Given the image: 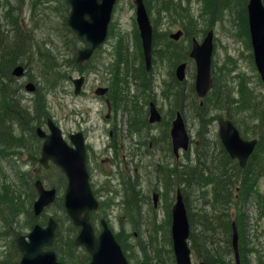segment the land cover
I'll return each instance as SVG.
<instances>
[{
	"label": "rangeland",
	"instance_id": "obj_1",
	"mask_svg": "<svg viewBox=\"0 0 264 264\" xmlns=\"http://www.w3.org/2000/svg\"><path fill=\"white\" fill-rule=\"evenodd\" d=\"M46 1L34 10L31 0H27L24 9L19 12V23L27 30L26 34L28 32L32 36L30 39L27 37V51H22L18 60V63H25L27 68L26 78L17 82L18 87L23 86L21 96L24 105H32L36 110L34 102H44L46 107L43 111L49 116L47 121L53 120L67 141L70 134L84 133L91 183L101 203V209L92 216L94 224L100 230V220L105 219L115 235L123 234L124 248H127L132 264H146V255L151 263L156 264L159 257L165 259L169 255L167 250H173L169 241L170 226L165 215L167 204L162 195L165 191L163 169L167 166L188 165L189 160H194L195 146L200 143L201 136L211 145L210 150L219 154L218 119L223 116L228 118L226 115L230 111L234 118L230 120L236 122L234 124L241 133L245 131V135L242 134L245 139L259 140L255 132L264 130V84L255 65L251 39L246 31V6L249 0H214L216 9L212 11L210 7L206 8V0H175V6L164 4L165 0H148L157 43L154 45L156 53L151 71H147L144 62L135 0H117L110 24L111 35L82 69L68 62L77 58V51L83 44L77 47L78 43L75 44L70 28H65V9L61 8L59 0ZM177 3L182 5L181 9ZM1 4L0 23L11 29V20L7 19L10 0H1ZM243 11L246 19H243ZM10 14L15 15L14 12ZM185 29H189L191 36L189 59L193 39L201 44L209 32L214 31L212 76L221 84L220 92L229 93L231 102L230 108L210 111L205 116L208 122L204 124L197 116L196 108L190 105L191 89L193 86L195 88L197 75L195 61L186 62L187 78L180 83L176 68L181 64L175 65L168 54L161 53L163 43L174 41L171 36ZM175 43L183 45L189 44V41L184 35ZM46 50L56 56V61H49L41 54V51ZM64 58L66 60L63 62ZM65 74L68 78H65ZM80 75L86 77V84L83 93L75 96L69 76ZM29 83L35 85V92L26 91L25 86ZM100 87H114L117 97L123 91L125 95V100L121 102L112 94V117L108 121L105 98L95 93ZM246 89L261 105L258 122L250 119V115L246 116L241 106L232 103L234 99L240 100L239 93L242 96ZM177 92L182 95L180 105H177ZM151 104L158 108L163 118L159 124L150 123ZM181 109L184 110L192 148L189 152L181 153L177 159L173 155L170 133L176 112ZM213 116H216L217 121L210 120ZM47 121L39 126L48 132ZM20 127L16 125L17 135L21 133ZM31 143L36 147L35 141ZM42 143L38 140L37 144ZM8 151L7 155L0 154V264H19L21 253L16 240L32 230L31 219L26 213L27 187L23 186L22 180L29 176L33 184L41 180L47 189H52L62 187L67 179L53 164L44 169L38 161L34 163L27 147L15 145ZM227 168L234 181L242 178L234 170L233 164L227 165ZM171 186L174 187V203L177 190L186 186L180 183ZM6 187L9 192L18 195L22 205L21 212L15 217L7 211ZM238 188L236 184L233 197H238ZM60 189L59 196L63 197V188ZM186 191L187 203L192 212L210 211L211 207L205 201L206 195L203 199L196 188H186ZM208 191L212 199L211 188ZM257 192L264 196V177L260 178L253 194ZM156 193L160 195L157 208L154 203ZM37 198L38 194L35 193V200ZM262 208L263 213L260 214V207L252 193L244 206L236 208L233 205L231 208V214L234 215L232 223H235L238 211L244 218L243 226L238 227L240 264H264V206ZM50 217L58 221L64 218L59 202L43 216L44 226H47ZM223 239L226 241V236ZM225 245H220V252L226 253ZM232 258L234 260L233 255ZM201 261L194 252L193 263L200 264ZM169 263L167 259L165 264Z\"/></svg>",
	"mask_w": 264,
	"mask_h": 264
},
{
	"label": "trees",
	"instance_id": "obj_2",
	"mask_svg": "<svg viewBox=\"0 0 264 264\" xmlns=\"http://www.w3.org/2000/svg\"><path fill=\"white\" fill-rule=\"evenodd\" d=\"M145 1L146 4H148V0ZM26 2L27 0H10L11 8L7 19L11 20V29L0 23V152L7 155L9 154L8 150L12 149L15 145L19 147H27L30 150L29 153L31 160L34 163H37L40 156V145L37 144L38 138L36 136V129L40 124H44L49 118L47 113L43 111L46 105L44 102H34L37 105L36 110L33 109L32 105H24L21 96L23 86L18 87L16 79L12 75L13 68L19 64L18 60L21 57L22 51H27V37L29 39L32 37L30 33L27 32L26 34V30L19 23V12L24 9ZM43 2H45V0H38V2L37 0H31V5L33 9L36 10L38 5ZM46 2H48V0ZM175 2V0H165L164 4L169 3L170 6H175ZM59 5L66 11L64 26L67 29V12L69 11V8L66 5L65 0H59ZM207 5H210L209 1L207 2ZM177 6L179 9L182 7L179 3H177ZM11 12H14L15 15H11ZM39 15L40 13L37 14V16ZM243 19L246 18L243 17ZM188 30L189 29H185V37L186 40L189 41V44L184 43L181 45L174 41L163 43L161 53L168 54L169 58L174 61L175 65L190 60L189 52L191 49V36ZM246 31L249 35L248 23H246ZM69 32L75 37V44L78 43L77 47L78 45H82V42L70 29ZM153 45H157L155 36ZM155 53L156 50H154V55ZM41 54L49 61H51V59L56 61V56L49 50H46L45 52L41 51ZM122 58L123 57H121V59ZM124 58L127 59L125 55ZM65 60L66 59L64 58L63 62ZM68 62L71 66H75L76 68L82 69L84 67L79 66L76 63L75 58L70 59ZM23 64L26 66L25 63ZM64 76L65 78H68L67 74ZM214 82V89L204 100H200L197 97L194 86L191 89L190 105L196 108L197 116L202 124L208 122L205 120V116L208 115L210 111H221L226 107L230 108L229 106L231 102H229V93L220 92L221 84L219 85L215 78ZM247 94L248 89H246V92L244 91L242 93V96L241 93H239L240 100L234 99L232 103L241 106V110L246 116L250 115V119L254 122H258L261 105L255 97ZM176 100L177 105H180L182 101V95L180 92L176 93ZM201 101H203V106L200 104ZM181 110L184 113V110ZM226 116L229 119L234 120L232 111ZM260 119L263 120V118ZM210 120L216 121V116L211 117ZM234 123L236 122L234 121ZM16 125L21 126L19 128L21 133L19 135L16 134ZM27 132L29 133V136H27ZM243 133L245 135V131H242V134ZM255 134L257 135V138H259L258 146L244 169L230 158L218 135L217 147L219 149V154L212 152L210 150L211 145L205 139L203 140L201 136L200 143L195 146L194 160H189L188 165H181L180 167L167 166L162 171V181L165 185V191L162 195L167 204L165 215L166 218H168L169 226L171 224V207L173 203L172 192H174V187L171 186L172 184L180 183L184 184L186 188H196L197 191L201 193L203 199H205L204 195H206L205 201L210 205V211L201 210L198 213H194L191 211L190 206L187 203L186 188H182L191 225L190 240L193 251L202 261H205L208 264H237L232 258L233 249L230 242L234 217V215L231 214L232 206L235 205L236 208L238 206H244L251 193L255 196L259 205L261 207L264 206V196L258 192L253 194L254 189H257L260 178L264 177V130L261 132H255ZM32 141H35L37 148L33 146V143H31ZM229 164L234 165V170H236L242 178H237L236 181L231 178L227 168V165ZM28 177L29 176H27V179H23L22 183H24V187H27L26 213L31 219L30 227L33 228L36 223L44 224V222L42 220L39 222L34 216L32 205L35 200V188L34 184L30 182ZM67 184L66 180V183H63L62 187H58V190L62 191L60 188H63L64 191L67 188ZM236 184L239 185L238 189H240V191L238 197H233L232 193ZM209 188H211L210 195L212 199L209 198ZM6 194L8 198L5 203L7 204L8 209H5L15 217L22 210L20 199L18 198V195L9 192L7 187ZM232 201H234V203H232ZM58 202L61 205L64 218H61L62 220L59 219V221L57 220L59 226L53 250L56 252L59 261L63 264H89L91 261L90 255L84 248L75 245V239L80 232V228L76 227L67 215L64 206V198H59ZM129 209H131L130 206ZM94 222L95 220L93 219V224ZM236 223L238 227L243 226L244 218L242 217L241 211H238ZM64 225H66V227H64ZM122 236L123 234L116 235V239L121 244L128 261L131 263L132 259L128 255L127 248H124ZM225 236L226 241L223 239ZM169 241L171 243V239H169ZM223 243L226 244V253L220 252V245ZM144 249L146 250L145 246ZM167 251V254L169 255L166 256L165 259H162L161 257L158 258L157 251L155 252L158 258L156 264H165L167 259L170 260L169 264H176L172 249ZM229 252L230 254H228ZM146 264H153L149 261L147 255Z\"/></svg>",
	"mask_w": 264,
	"mask_h": 264
},
{
	"label": "water",
	"instance_id": "obj_3",
	"mask_svg": "<svg viewBox=\"0 0 264 264\" xmlns=\"http://www.w3.org/2000/svg\"><path fill=\"white\" fill-rule=\"evenodd\" d=\"M69 6L67 23L70 29L84 42L85 48L78 52L77 63L85 64L93 53L107 40L109 26L117 0H66ZM137 6L136 17L142 41L144 58L148 71L152 68L154 28L143 0H135ZM249 26L254 49L255 63L264 83V5L263 0H250L248 3ZM182 32L171 36L179 41ZM213 32H210L203 43L193 40L190 58L197 67L196 92L199 98L204 99L213 89L214 83L211 76V63L213 55ZM187 64H181L176 71L177 78L183 81L186 77ZM25 69L19 66L14 69L13 75L23 77ZM75 90V95H80L85 84V77H70ZM27 91L35 92L33 83L26 86ZM107 88H99L98 96H104ZM109 104V102H108ZM109 110H111L109 106ZM150 123L161 122L162 117L154 104H151ZM107 115V118H110ZM219 135L222 143L232 159L238 160L241 167H246L250 156L253 154L257 140L246 141L242 138L234 124L219 118ZM50 135L40 127L37 133L45 139L42 148L41 164L46 168L52 161L60 167L68 178V187L65 195V208L75 226L80 228V233L75 240L77 247H84L91 256L90 264H130L118 243L108 222L102 219V231L97 234L91 222V214L100 208V203L93 194L90 185V175L87 169V150L83 133L70 135V145L62 134L61 129L52 121L48 122ZM172 146L178 158L181 151L187 152L191 146V139L181 113L177 114L171 129ZM35 187L39 198L34 203V214L41 216L46 209L57 200V190L46 189L41 181ZM155 207L158 206L159 195L154 196ZM58 224L50 218L47 227L37 224L33 230L17 239L18 249L22 253L20 264H62L58 261L52 246L54 244ZM171 238L176 264H193L192 249L190 247V223L187 209L181 190L177 192L176 203L172 207ZM232 245L237 263L240 264L239 234L236 224H233ZM48 248V250H44ZM200 264H207L205 262Z\"/></svg>",
	"mask_w": 264,
	"mask_h": 264
},
{
	"label": "flooded vegetation",
	"instance_id": "obj_4",
	"mask_svg": "<svg viewBox=\"0 0 264 264\" xmlns=\"http://www.w3.org/2000/svg\"><path fill=\"white\" fill-rule=\"evenodd\" d=\"M214 5L216 6V2L214 3ZM111 89V87H109ZM105 97H100V98H105V101L106 103L108 104V106H110L111 108V105H112V92H110V90L104 95Z\"/></svg>",
	"mask_w": 264,
	"mask_h": 264
},
{
	"label": "bare ground",
	"instance_id": "obj_5",
	"mask_svg": "<svg viewBox=\"0 0 264 264\" xmlns=\"http://www.w3.org/2000/svg\"><path fill=\"white\" fill-rule=\"evenodd\" d=\"M158 207V206H157ZM157 207H155V208H157Z\"/></svg>",
	"mask_w": 264,
	"mask_h": 264
}]
</instances>
